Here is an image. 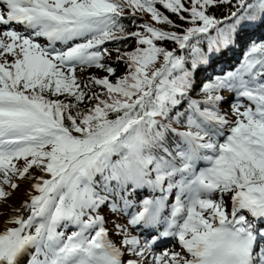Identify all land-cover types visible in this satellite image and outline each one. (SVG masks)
<instances>
[{"label":"snow or ice","instance_id":"snow-or-ice-1","mask_svg":"<svg viewBox=\"0 0 264 264\" xmlns=\"http://www.w3.org/2000/svg\"><path fill=\"white\" fill-rule=\"evenodd\" d=\"M258 31L264 0H0V264H264Z\"/></svg>","mask_w":264,"mask_h":264},{"label":"trees","instance_id":"trees-1","mask_svg":"<svg viewBox=\"0 0 264 264\" xmlns=\"http://www.w3.org/2000/svg\"><path fill=\"white\" fill-rule=\"evenodd\" d=\"M174 18V17H173ZM145 20L148 19L147 16L144 17ZM139 23V21H138ZM257 37L264 36V32L258 31L256 33ZM259 42V40H258ZM243 50H234L233 52L228 54L226 62L224 60H221L219 62L213 63L206 72L201 73L198 76V79L204 78V77H213L216 74H222L224 72H227L228 70L234 69L237 64L239 63L240 59L242 58Z\"/></svg>","mask_w":264,"mask_h":264},{"label":"rangeland","instance_id":"rangeland-1","mask_svg":"<svg viewBox=\"0 0 264 264\" xmlns=\"http://www.w3.org/2000/svg\"><path fill=\"white\" fill-rule=\"evenodd\" d=\"M93 71H95V70H93ZM122 71H123V69H122V67H121V68L118 69L117 74L119 75L120 72H122ZM222 95H224L225 97H228V98H229V101H230L231 98H232V94H227V92H226V93H222ZM221 107H222V110H223V111H230V107H229V104H228V103L223 104ZM231 119H234V117H231ZM171 243H174V242L170 241V242H168L167 244L170 246Z\"/></svg>","mask_w":264,"mask_h":264},{"label":"bare ground","instance_id":"bare-ground-1","mask_svg":"<svg viewBox=\"0 0 264 264\" xmlns=\"http://www.w3.org/2000/svg\"><path fill=\"white\" fill-rule=\"evenodd\" d=\"M25 187H27V185H23V186L21 187L20 191L17 192V193L14 195V197H13V201H12L13 203H16V204L19 203V199H20L21 194H22V192H23V190H24Z\"/></svg>","mask_w":264,"mask_h":264}]
</instances>
